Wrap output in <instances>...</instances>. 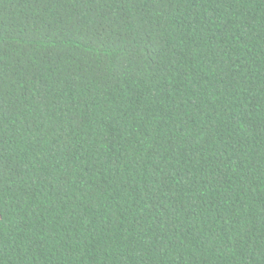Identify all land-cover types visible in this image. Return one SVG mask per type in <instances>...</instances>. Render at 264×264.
<instances>
[{
  "label": "trees",
  "instance_id": "1",
  "mask_svg": "<svg viewBox=\"0 0 264 264\" xmlns=\"http://www.w3.org/2000/svg\"><path fill=\"white\" fill-rule=\"evenodd\" d=\"M0 264H264V0H0Z\"/></svg>",
  "mask_w": 264,
  "mask_h": 264
}]
</instances>
